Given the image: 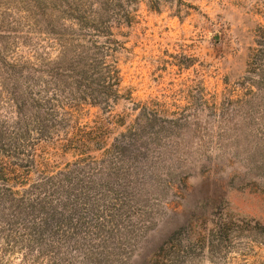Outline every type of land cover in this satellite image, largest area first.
<instances>
[{
  "label": "rangeland",
  "instance_id": "obj_1",
  "mask_svg": "<svg viewBox=\"0 0 264 264\" xmlns=\"http://www.w3.org/2000/svg\"><path fill=\"white\" fill-rule=\"evenodd\" d=\"M91 10L126 47L109 109L55 81ZM262 27L264 0H0V153L35 193L0 264H264Z\"/></svg>",
  "mask_w": 264,
  "mask_h": 264
},
{
  "label": "trees",
  "instance_id": "obj_2",
  "mask_svg": "<svg viewBox=\"0 0 264 264\" xmlns=\"http://www.w3.org/2000/svg\"><path fill=\"white\" fill-rule=\"evenodd\" d=\"M72 24L88 26L90 33L85 34L87 45L78 52V46L73 41L69 47L60 51L54 64L58 71L56 82L71 85L82 95L86 104L104 106L109 109L121 99H132L131 91L123 86L124 77L119 65L118 53L126 49L124 42L119 40L110 16L102 12L91 10L86 18L72 17ZM259 49L255 53V60L264 57V27L259 31ZM76 106H72L75 108ZM11 138V137H10ZM9 146L14 147L17 138H11ZM10 155L0 153V218L7 206H27L31 204L34 189L16 190L10 184L15 178L11 175L17 169L6 160ZM22 192H24L22 194ZM63 260H55L56 264H63Z\"/></svg>",
  "mask_w": 264,
  "mask_h": 264
}]
</instances>
